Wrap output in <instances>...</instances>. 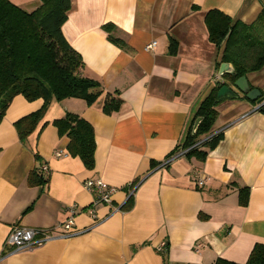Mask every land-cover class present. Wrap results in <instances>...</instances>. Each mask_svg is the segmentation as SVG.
<instances>
[{
	"label": "crops",
	"instance_id": "obj_1",
	"mask_svg": "<svg viewBox=\"0 0 264 264\" xmlns=\"http://www.w3.org/2000/svg\"><path fill=\"white\" fill-rule=\"evenodd\" d=\"M10 1L29 12L41 5V0ZM71 3L63 33L83 57V74L106 91L119 90L124 103L109 115L102 110L105 95L93 105L81 98L54 99L22 142L16 120L40 109L44 100L14 97L0 123V264H215L220 257L245 263L255 244L264 243V113L243 93L226 97L214 125L223 137L206 160L177 156V148L202 101L225 80L219 72L222 51L209 38L206 13L219 9L250 24L264 0ZM107 23L115 25L113 34L128 49L109 40ZM247 77L264 95V68ZM66 111L81 114L95 129L93 169L70 154L68 137L53 124ZM171 154L176 157L167 166L152 167V160L162 163ZM44 166L48 181L30 182L31 172ZM196 176L205 177L204 185L197 186ZM87 178L121 188L113 205L97 207L100 216L119 210L92 227ZM131 183L136 190L127 207L124 188ZM242 187L250 191L246 205L240 201ZM71 209L75 227L83 231L8 253L5 242L15 227L51 229L70 217ZM162 241L169 242L166 256L157 250Z\"/></svg>",
	"mask_w": 264,
	"mask_h": 264
},
{
	"label": "trees",
	"instance_id": "obj_2",
	"mask_svg": "<svg viewBox=\"0 0 264 264\" xmlns=\"http://www.w3.org/2000/svg\"><path fill=\"white\" fill-rule=\"evenodd\" d=\"M71 1L41 0V5L29 12L10 0H0V123L15 96L22 94L29 101L44 100L40 109L16 120L15 127L22 142H27L38 128L54 99L81 98L88 105H93L105 95L102 110L109 115L119 112L123 106L119 90L106 91L99 80L83 74V57L63 33ZM205 21L211 42L222 51L221 61L231 62L235 71L224 74V82L219 81L202 101L195 116V120L202 118L196 132H193V124L185 141L177 148L179 151L187 150L186 157H196L201 161L206 160L223 137L222 132L214 129L219 116L217 107L223 100L217 99L219 88L224 83L234 84L239 77L264 68V9L250 24L234 19L219 9L209 10ZM114 27L111 23L103 25L109 40L128 49V43L113 34ZM177 43L174 38L171 40L174 52ZM263 98L264 95L252 101L257 103ZM260 111L264 113V106ZM53 124L61 136L68 137L70 154L79 156L87 168L93 169L97 143L91 122L79 113L66 111ZM160 164L156 160L151 162L153 168ZM29 181L43 184L48 177L42 171H34L29 175ZM249 193L248 187L240 188L242 205L248 204ZM132 200L130 198L125 205L132 206ZM168 251L169 242L166 241V249L160 253L166 256ZM215 264L242 263L220 257ZM243 264H264V243L255 244Z\"/></svg>",
	"mask_w": 264,
	"mask_h": 264
},
{
	"label": "built area",
	"instance_id": "obj_3",
	"mask_svg": "<svg viewBox=\"0 0 264 264\" xmlns=\"http://www.w3.org/2000/svg\"><path fill=\"white\" fill-rule=\"evenodd\" d=\"M156 45V41L149 43L146 49H150ZM264 106V98L256 103L255 110L260 111ZM187 150H181L179 155H185ZM61 153H59L60 155ZM176 156L172 155L167 160L161 163V166H167ZM48 170V166L41 168L42 172ZM195 183L197 186H202L205 183V177L196 176ZM84 187L93 194V201L87 208L89 216L93 219V224L90 227L95 226L103 222L112 213L118 211V208L112 209L106 216H100L97 207L100 204L113 205L115 194L121 189L116 186H112L102 178H87L84 181ZM127 194V201L135 193L136 186L131 183L125 188ZM72 215L65 219L63 222L51 229H43L37 227L18 226L15 227L7 237L5 245L9 247L8 253H13L21 250H27L36 248L37 246L55 238L57 236H71L77 234L83 230L75 227L74 213L76 210L71 209ZM166 249V241H162L158 246L159 252H164Z\"/></svg>",
	"mask_w": 264,
	"mask_h": 264
},
{
	"label": "water",
	"instance_id": "obj_4",
	"mask_svg": "<svg viewBox=\"0 0 264 264\" xmlns=\"http://www.w3.org/2000/svg\"><path fill=\"white\" fill-rule=\"evenodd\" d=\"M234 71L235 68L231 62H222L219 72L220 75L224 76V74L233 73ZM240 93H243L245 97L254 101L262 97V92L258 88L253 87L250 84L248 77L244 75L239 77L234 84L224 83L217 92V99L222 100L226 97L238 98ZM201 120V117H198L195 120L193 132H196Z\"/></svg>",
	"mask_w": 264,
	"mask_h": 264
}]
</instances>
